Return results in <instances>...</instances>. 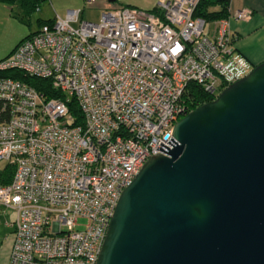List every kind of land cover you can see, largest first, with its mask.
<instances>
[{
    "label": "built area",
    "instance_id": "built-area-1",
    "mask_svg": "<svg viewBox=\"0 0 264 264\" xmlns=\"http://www.w3.org/2000/svg\"><path fill=\"white\" fill-rule=\"evenodd\" d=\"M199 1L158 0L157 13L108 6L96 22L56 13L0 60L8 264H96L122 191L173 147L189 84L215 98L253 69L231 30L252 10L207 21L194 15Z\"/></svg>",
    "mask_w": 264,
    "mask_h": 264
},
{
    "label": "water",
    "instance_id": "water-1",
    "mask_svg": "<svg viewBox=\"0 0 264 264\" xmlns=\"http://www.w3.org/2000/svg\"><path fill=\"white\" fill-rule=\"evenodd\" d=\"M173 138L122 191L96 264H264V61Z\"/></svg>",
    "mask_w": 264,
    "mask_h": 264
},
{
    "label": "rangeland",
    "instance_id": "rangeland-1",
    "mask_svg": "<svg viewBox=\"0 0 264 264\" xmlns=\"http://www.w3.org/2000/svg\"><path fill=\"white\" fill-rule=\"evenodd\" d=\"M152 1L96 0L95 3L86 5L85 0H41L38 10L28 11L16 0L10 2L0 0V60L7 57L24 37L38 30L40 19L54 18L56 13L64 16L67 10L82 9L80 16L82 20L96 22L100 18L101 11L108 6L131 5L149 10L148 3ZM7 165L6 161L0 160V173Z\"/></svg>",
    "mask_w": 264,
    "mask_h": 264
},
{
    "label": "crops",
    "instance_id": "crops-1",
    "mask_svg": "<svg viewBox=\"0 0 264 264\" xmlns=\"http://www.w3.org/2000/svg\"><path fill=\"white\" fill-rule=\"evenodd\" d=\"M158 0L148 3L149 10L156 8ZM131 6V5H129ZM232 10L249 8L252 17L249 21H232L231 30L236 37L235 46L253 65L264 61V0H230ZM68 11V10H67ZM67 13V12H66ZM46 18L42 20H49ZM25 38V37H24ZM16 47V46H15ZM1 184V178H0ZM9 217L4 214L0 223V264H8L13 242V230L4 224Z\"/></svg>",
    "mask_w": 264,
    "mask_h": 264
},
{
    "label": "trees",
    "instance_id": "trees-1",
    "mask_svg": "<svg viewBox=\"0 0 264 264\" xmlns=\"http://www.w3.org/2000/svg\"><path fill=\"white\" fill-rule=\"evenodd\" d=\"M5 1L10 2V1H15V0H5ZM16 1H18L19 4L24 9H26L28 11H32V10L35 11V9H37L39 7V4H40L39 2L41 0H16ZM229 5H230V0H200L196 9H195L194 15L200 16L207 21L222 19V18L227 17V15H228ZM150 11L153 13L158 12L156 8L150 9ZM46 21H48V20L40 19L39 23L42 24ZM11 72L12 71L4 72V75L5 76L18 77L19 79H24L22 74L18 75V73H11ZM41 82H40V80L35 79V78H31L28 80V83L34 85L37 89H40L39 84ZM189 88H190V90L186 95V100L188 102V105L190 106V109H194L195 107L214 99V97L212 95L206 93L201 87H198L194 83L189 84ZM47 93L49 95H51L49 92H47ZM7 164L8 165L0 173L1 184H5V183L10 182L11 177H12L13 167L9 163H7Z\"/></svg>",
    "mask_w": 264,
    "mask_h": 264
}]
</instances>
